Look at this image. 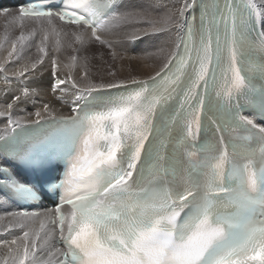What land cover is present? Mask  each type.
I'll return each mask as SVG.
<instances>
[{"label": "snow or ice", "instance_id": "6c2138e0", "mask_svg": "<svg viewBox=\"0 0 264 264\" xmlns=\"http://www.w3.org/2000/svg\"><path fill=\"white\" fill-rule=\"evenodd\" d=\"M161 7L168 6L29 0L15 15L0 9L7 23L23 29L30 20L43 31V55L18 77L38 71L50 34L61 50L68 33L56 20L76 26L74 53L100 44L114 61L138 58L117 45L166 36L147 53L165 62L146 80L109 71L111 79L97 81L88 57L77 55L61 79L53 57L55 99L35 119L13 115L46 92L42 78L5 97L0 155L34 178L20 180L0 162V202L54 204L43 216L10 214L21 227L40 219L22 243L11 242L12 264H40L41 256L45 264H264V0H180L162 14ZM114 29L120 35L107 38ZM25 39L22 31L6 61L21 58ZM68 102L67 116L53 107Z\"/></svg>", "mask_w": 264, "mask_h": 264}, {"label": "bare ground", "instance_id": "6f19581e", "mask_svg": "<svg viewBox=\"0 0 264 264\" xmlns=\"http://www.w3.org/2000/svg\"><path fill=\"white\" fill-rule=\"evenodd\" d=\"M141 2H143V0H132V3ZM160 3L161 5L168 6L167 8L161 7L160 13L162 14L164 11L174 10L173 6L178 7L180 0H160ZM12 13L13 15H15L14 12ZM3 19L5 18L1 16L0 21H2ZM26 24L27 30H25L24 27L23 29H21L18 23H7L5 21L4 24L2 23V26L0 25V64H4V68H0V110H2L5 106L6 96L13 94L18 95L19 89L22 85L34 86L31 85L30 82L35 78H42L47 90L46 92H42L40 96L35 98V103H33L31 100L27 103L21 102V104L14 110V120H16L17 118H19L20 120L35 119V116L31 115L32 113H34L37 109L42 108L43 103L54 101L55 97H53V94L50 91L51 63L53 57H55L60 64L58 72L60 78L63 79L67 74V69H65L63 65L71 62V56L77 55L80 57L82 55V52L74 53L72 48L68 47V44L72 40L71 33L75 28L66 27L55 23L58 30L62 28L64 32L68 33L67 36H64L63 33H61V50L59 52H56L54 50L56 37L50 34L46 49L48 55L44 56L43 64L37 66L38 71H35L33 73V71L30 69L29 73H26L24 77L16 76V72L22 71L26 64H31V62L34 60L33 56L38 58V56L43 55L38 53L37 50V46L40 44L43 38V31L41 30L39 23L28 20L24 21V26ZM22 31L26 39L32 41V44H26L24 42V47H26V49L23 47L21 58H17L16 60L10 59L6 61L8 52L11 51L12 41L16 40V38L21 35ZM119 35L120 30L114 29L113 33L111 35H108L107 38L115 40ZM165 40L166 36L162 34L157 37H149L143 39L137 42V46L135 47L131 46V44H125L123 47L117 45L116 50L118 52H121V54H123V50L126 48L127 52H132L131 54L127 53L128 56L135 55L138 57L137 59H118L119 67L117 68V71L118 69H120L118 74L120 75L121 79L131 80L133 77H135L139 80H146L149 77L153 76L157 71H159L163 63L165 62V58L163 56H152L149 58L150 55H147L146 57L144 56L143 58L142 54H145V51L149 50L148 44L152 43L155 45V52L157 48L165 42ZM17 47L20 48V45L18 44ZM72 47L76 48L79 46L73 44ZM92 48L102 50L104 52L106 51L109 55H111L110 49L100 44L89 45L86 50L81 49L80 51L89 52ZM28 50L30 52H28ZM5 68L6 71L4 70ZM134 73L136 74V76L130 77ZM74 75H76L77 80H79V72H77V70ZM104 77V79H111V77L107 75H105ZM5 78H7V81ZM62 87H70V85H63ZM8 90H10V92ZM56 95L59 96L60 93L58 92ZM8 102H11L10 99L8 100ZM69 104L70 102L62 106L61 103H53V107H55L59 111V114L67 116L71 111L69 109ZM6 124L7 117H0V137L3 136ZM12 213L13 209L9 206V204L4 203L0 205V264H5L6 261L7 264H12L11 254L9 253L8 249L15 248L16 246L12 245L11 242L13 240H17L18 244L22 243L19 238L23 236V233L25 231H32L34 229H37V225L40 221L39 218L28 220L25 221L24 226L21 227L19 226L18 221L15 220L12 215H10ZM37 243H39V241H37ZM39 259L40 264H45L43 256H41Z\"/></svg>", "mask_w": 264, "mask_h": 264}, {"label": "rangeland", "instance_id": "374dc122", "mask_svg": "<svg viewBox=\"0 0 264 264\" xmlns=\"http://www.w3.org/2000/svg\"><path fill=\"white\" fill-rule=\"evenodd\" d=\"M1 17V16H0ZM6 20H3V23H5ZM0 25L2 26V21H0ZM24 29L27 30V24L24 26ZM26 44H32V41L30 40H25L24 41ZM1 44V41H0ZM149 50L145 51V54H142V57L144 58V56H147V53L149 52H154L155 49V45L150 43L148 44ZM26 49V47H24ZM96 52H94V51ZM28 52H30L28 50ZM82 52V55L80 57H84L87 56L88 57V69L90 72V75H92L97 81H99L102 77L105 78L104 76L108 74L109 71H115L116 72V78L117 79H121L120 75L118 74L119 70L117 71V68L119 67V62L118 59H120L119 57L114 61L112 59V56L109 55L106 51H102V50H98V49H91V51L89 52ZM110 56V57H109ZM152 57V55L149 56V58ZM156 57V56H153ZM37 57L33 56V59L35 60ZM17 58H15L14 60H16ZM98 59V60H97ZM92 60V61H91ZM82 63V60L80 61ZM80 68H77V72H79V77L80 75H82V72ZM108 76V75H107ZM132 76H136V74H132L130 77ZM107 80V79H106ZM79 81V80H78Z\"/></svg>", "mask_w": 264, "mask_h": 264}]
</instances>
